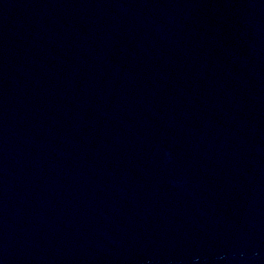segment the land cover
<instances>
[{"label":"water","instance_id":"water-1","mask_svg":"<svg viewBox=\"0 0 264 264\" xmlns=\"http://www.w3.org/2000/svg\"><path fill=\"white\" fill-rule=\"evenodd\" d=\"M0 264H264V0H0Z\"/></svg>","mask_w":264,"mask_h":264}]
</instances>
